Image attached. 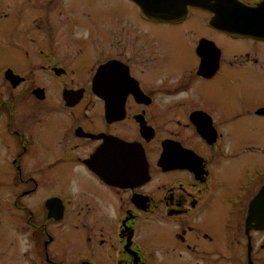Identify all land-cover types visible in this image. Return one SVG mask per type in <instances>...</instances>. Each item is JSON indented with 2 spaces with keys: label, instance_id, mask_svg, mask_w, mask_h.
Segmentation results:
<instances>
[{
  "label": "flooded vegetation",
  "instance_id": "flooded-vegetation-1",
  "mask_svg": "<svg viewBox=\"0 0 264 264\" xmlns=\"http://www.w3.org/2000/svg\"><path fill=\"white\" fill-rule=\"evenodd\" d=\"M263 93L264 0H0V250L264 264Z\"/></svg>",
  "mask_w": 264,
  "mask_h": 264
},
{
  "label": "rangeland",
  "instance_id": "rangeland-1",
  "mask_svg": "<svg viewBox=\"0 0 264 264\" xmlns=\"http://www.w3.org/2000/svg\"><path fill=\"white\" fill-rule=\"evenodd\" d=\"M261 100H264V93L263 95H255V101H261ZM264 123L263 120H259L257 122V124H262ZM264 128H260V134L262 132ZM0 239H1V242L2 243H5V240L3 238H1L0 236ZM0 264H12L11 261L7 260L6 258L8 257V253L6 251H10L8 248H3L1 247V250H0Z\"/></svg>",
  "mask_w": 264,
  "mask_h": 264
},
{
  "label": "water",
  "instance_id": "water-1",
  "mask_svg": "<svg viewBox=\"0 0 264 264\" xmlns=\"http://www.w3.org/2000/svg\"><path fill=\"white\" fill-rule=\"evenodd\" d=\"M256 205L259 207H264V191L256 198ZM256 219L264 220V208L255 211Z\"/></svg>",
  "mask_w": 264,
  "mask_h": 264
}]
</instances>
